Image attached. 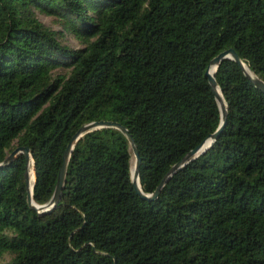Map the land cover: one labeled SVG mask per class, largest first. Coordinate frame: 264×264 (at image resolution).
Here are the masks:
<instances>
[{
    "label": "trees",
    "instance_id": "16d2710c",
    "mask_svg": "<svg viewBox=\"0 0 264 264\" xmlns=\"http://www.w3.org/2000/svg\"><path fill=\"white\" fill-rule=\"evenodd\" d=\"M230 48L264 81V0H0V163L28 146L46 204L75 133L115 121L154 193L219 128L206 72ZM215 78L226 124L156 199L114 127L77 142L48 213L28 203L24 155L0 166V264H264V91L232 58Z\"/></svg>",
    "mask_w": 264,
    "mask_h": 264
},
{
    "label": "water",
    "instance_id": "95a60500",
    "mask_svg": "<svg viewBox=\"0 0 264 264\" xmlns=\"http://www.w3.org/2000/svg\"><path fill=\"white\" fill-rule=\"evenodd\" d=\"M226 58H232L237 63L241 65L247 76L252 80V82L260 88L262 91H264V81L260 79L258 76L253 74L249 68L246 67V64L241 60L238 53L235 51V49L230 48L226 51L221 52L218 56H216L210 63V66L207 69V76L209 78V83L211 85L212 91L214 92L216 99L218 101L221 114H222V121L217 129V131L213 134H211L208 139L203 141L200 145H198L196 148L192 149L190 152H188L178 163H176L164 176L160 184L158 185L157 189L154 193H145L141 187L140 183V165H141V156L140 151L138 148V145L136 144L133 136L130 134L128 129L122 125L121 123L115 122V121H109V120H99V121H93L90 123H87L83 125L72 137V139L69 141L64 154H63V163L62 167L59 172L57 184L55 187L54 194L51 198V200L46 204H38L34 201L33 198V188L36 181V175H35V162L32 158L31 150L28 146H18L16 147L12 152L9 153L7 158L4 162L0 163V166L7 165L13 162L19 155H24L26 158V166H25V179H26V185H27V194H28V203L30 207L33 210L38 211L40 214L48 213L52 209H54L57 204L60 202L62 198V193L64 190V185L66 182V177L68 173V167H69V161L70 157L76 148L77 142L83 138L84 135L87 133H90L92 131L102 129V128H117L121 130L126 137L128 138L130 142L131 149L133 151V163L135 165V171L132 172L131 169V175H132V182L135 186L136 192L142 197L143 199L153 200L156 199L161 192L164 185L168 182V180L171 178L172 175H174L179 169H181L183 166H185L189 161H193L197 157H199L201 154H204L208 147L212 145V143L215 141V139L219 136L220 132L223 130L226 121H227V104L225 99L222 95V90L219 87V84L215 78V72L220 65V63L226 59ZM221 91V93H220ZM33 169L34 173V183L31 187L30 179H31V170Z\"/></svg>",
    "mask_w": 264,
    "mask_h": 264
},
{
    "label": "rangeland",
    "instance_id": "374dc122",
    "mask_svg": "<svg viewBox=\"0 0 264 264\" xmlns=\"http://www.w3.org/2000/svg\"><path fill=\"white\" fill-rule=\"evenodd\" d=\"M39 18L49 27L55 30H60L65 33L64 43L71 47H80V43L76 37L69 31H65L61 21L57 20L55 17L46 15L44 13H39ZM134 160V159H133ZM133 163V162H132ZM9 258V257H8Z\"/></svg>",
    "mask_w": 264,
    "mask_h": 264
},
{
    "label": "bare ground",
    "instance_id": "6f19581e",
    "mask_svg": "<svg viewBox=\"0 0 264 264\" xmlns=\"http://www.w3.org/2000/svg\"><path fill=\"white\" fill-rule=\"evenodd\" d=\"M247 67V66H246ZM220 93H221V91H220ZM32 172H31V179H30V184H31V187H32V185H33V183H34V173H33V169L31 170ZM135 171V165H134V163H132V172H134Z\"/></svg>",
    "mask_w": 264,
    "mask_h": 264
}]
</instances>
